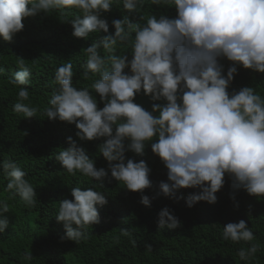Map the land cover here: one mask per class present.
I'll list each match as a JSON object with an SVG mask.
<instances>
[{
    "label": "clouds",
    "instance_id": "obj_1",
    "mask_svg": "<svg viewBox=\"0 0 264 264\" xmlns=\"http://www.w3.org/2000/svg\"><path fill=\"white\" fill-rule=\"evenodd\" d=\"M114 0H0V37L11 41L22 31V20L53 9H78L81 17L71 21L72 35L86 39L89 33H108L109 24L100 18L111 10ZM117 3L121 0H116ZM144 0H122L128 12L137 10ZM153 5H172L175 18L151 15L145 24H133L128 16L112 21L114 34L104 35L85 49L87 60L83 77L89 72L99 74L91 88L99 95L102 108L88 88L73 86V65L65 63L55 71L49 106L44 115L49 120L75 124L80 141L104 138L98 145L108 162L107 171L97 168L83 147L72 137L68 147L56 156L69 174L77 171L96 181L109 177L122 181L132 192H142L152 186L150 168L144 160L126 159L131 151L138 156L145 153L146 142L167 169V181L158 185L165 197H175L182 188H199L185 199L188 208L198 201L214 204L215 195L224 184V175L232 178L234 190L243 188L251 196H264V98L253 87H243L229 94L228 86L237 73L236 64L245 69L264 73V0H150ZM131 41V59L114 55L118 42ZM109 53L108 63L99 49ZM218 57L233 62L226 74ZM20 70L11 83L27 85L30 71L19 58ZM125 68L128 69L125 72ZM3 69L0 68V72ZM143 92L151 101V111L134 102ZM29 91L21 87L13 111L25 118L35 117L37 109L25 104ZM155 114V115H154ZM127 141V143H125ZM2 168L9 178L6 191L14 190L28 206L36 202L33 186L26 173L12 161H4ZM101 187L103 186L100 184ZM72 199L59 202L57 221L64 222L65 236L78 242L81 229L99 223L96 205L107 200L93 188L74 187ZM179 199V197H176ZM231 199L235 200L232 196ZM141 204L151 206L148 196ZM238 207V204L235 205ZM7 203L0 202V214L8 212ZM75 224L77 229L71 226ZM160 229H176L180 221L167 207L158 213ZM8 227L6 218L0 219V232ZM127 234V230H122ZM223 239L232 242L253 241L254 235L244 220L223 227ZM259 245L240 248L239 258L249 260ZM31 255L25 256L30 260Z\"/></svg>",
    "mask_w": 264,
    "mask_h": 264
},
{
    "label": "trees",
    "instance_id": "obj_2",
    "mask_svg": "<svg viewBox=\"0 0 264 264\" xmlns=\"http://www.w3.org/2000/svg\"><path fill=\"white\" fill-rule=\"evenodd\" d=\"M81 15L75 8L53 9L47 14L40 12L24 18L23 30L11 41L0 37V68L3 69L0 72V202L9 207L8 212L0 214V219L8 221V227L0 232V264H264V196H251L243 188L234 190L232 178L226 173L223 186L215 193L214 204L198 201L193 207H186V197L198 193L199 188H182L175 197H165L158 185L161 181L168 182L167 169L151 151L156 137L146 142L143 156L131 151L125 153L126 159L134 162L142 159L150 168L152 186L142 192L127 190L122 181L110 179V173L108 178L96 181L79 171L69 174L61 166L56 156L68 147V137L85 149L97 168L107 171L108 162L98 149L104 138L80 141L75 135V124L49 120L44 115L53 89L58 87L54 81L56 69L71 62L73 86L88 88L98 108H102L99 95L91 88L100 78L99 74L89 72L87 79L83 77L87 60L85 49L104 35L114 34L113 20L128 16L133 24L143 25L151 15L175 18L176 10L172 5H153L150 0H144L136 11L128 12L122 0L119 3L114 0L111 10L101 13L100 17L109 24V32L89 33L86 39L72 35L71 21L82 18ZM134 35L131 32L128 41L118 42L111 54L127 55L131 59ZM98 51L107 64L110 54L102 48ZM19 58L24 59V67L30 71L27 85L10 82L20 70ZM218 63L222 65V74L233 65L225 57H218ZM235 66L237 73L228 86L229 94L243 87H253L264 98V73L239 64ZM21 87L29 91V99L23 102L37 109L35 117L25 118L22 113L13 111ZM134 102L148 111L152 104L164 103L151 101L143 92L136 95ZM4 161L16 163L26 173L25 179L36 194L33 206L26 205L14 190L6 191L9 178L2 168ZM74 187L81 190L91 187L103 193L107 200L105 205L95 206L99 223L83 227V238L78 242L61 239L66 234L64 222L56 220L59 202L71 200ZM142 195L150 198V207L141 204ZM164 207L178 218L180 227L158 228V213ZM240 220L251 228L254 240H224L223 227ZM71 226L77 229L75 224ZM122 230H127V234ZM252 244L259 245L258 252L253 258L242 261L238 250ZM26 254L32 258L25 259Z\"/></svg>",
    "mask_w": 264,
    "mask_h": 264
}]
</instances>
